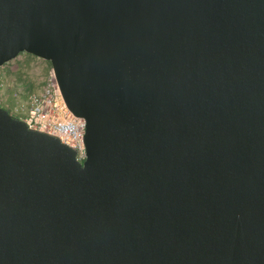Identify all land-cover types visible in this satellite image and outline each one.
<instances>
[{
	"label": "water",
	"instance_id": "water-1",
	"mask_svg": "<svg viewBox=\"0 0 264 264\" xmlns=\"http://www.w3.org/2000/svg\"><path fill=\"white\" fill-rule=\"evenodd\" d=\"M22 53L85 160L0 108V264H264V0H0Z\"/></svg>",
	"mask_w": 264,
	"mask_h": 264
},
{
	"label": "rangeland",
	"instance_id": "rangeland-1",
	"mask_svg": "<svg viewBox=\"0 0 264 264\" xmlns=\"http://www.w3.org/2000/svg\"><path fill=\"white\" fill-rule=\"evenodd\" d=\"M0 81V108L14 118L29 121L31 112L37 108L45 110L43 101L48 103V100L66 116L67 109L49 62L22 53L0 67Z\"/></svg>",
	"mask_w": 264,
	"mask_h": 264
},
{
	"label": "built area",
	"instance_id": "built-area-1",
	"mask_svg": "<svg viewBox=\"0 0 264 264\" xmlns=\"http://www.w3.org/2000/svg\"><path fill=\"white\" fill-rule=\"evenodd\" d=\"M0 81V90H1ZM45 103L44 108H37L31 112L29 121H25L30 129L44 132L57 137L63 144L76 152V160L83 163L85 160V149L83 145V135L85 131V122L82 119L74 118L67 110L66 116L58 110L57 106ZM49 110V111H48ZM47 111V112H44Z\"/></svg>",
	"mask_w": 264,
	"mask_h": 264
}]
</instances>
